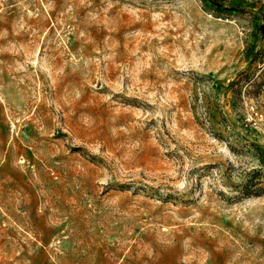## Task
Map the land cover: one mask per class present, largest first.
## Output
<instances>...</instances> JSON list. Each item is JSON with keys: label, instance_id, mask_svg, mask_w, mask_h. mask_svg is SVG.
Returning <instances> with one entry per match:
<instances>
[{"label": "rangeland", "instance_id": "1", "mask_svg": "<svg viewBox=\"0 0 264 264\" xmlns=\"http://www.w3.org/2000/svg\"><path fill=\"white\" fill-rule=\"evenodd\" d=\"M0 0V264H264V0Z\"/></svg>", "mask_w": 264, "mask_h": 264}, {"label": "trees", "instance_id": "2", "mask_svg": "<svg viewBox=\"0 0 264 264\" xmlns=\"http://www.w3.org/2000/svg\"><path fill=\"white\" fill-rule=\"evenodd\" d=\"M213 3H215V4H218V2L217 1H215V0H211ZM256 148L260 151V155H261V157H262V162H263V164H264V148H262V147H260V146H258V145H256Z\"/></svg>", "mask_w": 264, "mask_h": 264}]
</instances>
